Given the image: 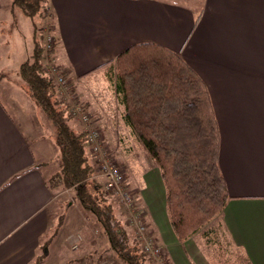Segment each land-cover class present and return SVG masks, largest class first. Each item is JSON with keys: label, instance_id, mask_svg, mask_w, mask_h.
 <instances>
[{"label": "crops", "instance_id": "crops-1", "mask_svg": "<svg viewBox=\"0 0 264 264\" xmlns=\"http://www.w3.org/2000/svg\"><path fill=\"white\" fill-rule=\"evenodd\" d=\"M5 2L0 0V77L12 75L0 78V264H40L50 255L43 246L49 241L45 236L56 190L49 178L59 169V150L54 142L45 146L43 132L34 140L27 135L44 123L19 72L33 52L37 31L32 27L26 39H14L20 30L13 22L27 19L16 14L12 0L9 7ZM48 6L55 63L69 67L77 89L100 87L99 98H86L91 102L86 109L106 135H119L120 145L121 134H129L124 107L108 66L102 65L131 45L155 42L182 55L205 80L221 131L220 166L230 194L219 217L252 263L264 264V0H49ZM97 70L103 71L98 80L92 78ZM141 179L142 203L170 262L211 264L196 239L199 232L184 244L177 239L155 163ZM64 261L81 264L76 257Z\"/></svg>", "mask_w": 264, "mask_h": 264}, {"label": "trees", "instance_id": "trees-1", "mask_svg": "<svg viewBox=\"0 0 264 264\" xmlns=\"http://www.w3.org/2000/svg\"><path fill=\"white\" fill-rule=\"evenodd\" d=\"M48 2L12 0V7H20L31 17L48 18L45 28L52 33L54 22ZM45 36L43 33L44 43L36 39L19 72L55 128L60 166L49 184L74 188L82 207L102 226L109 250L122 264H156L144 250V240L134 238L117 213L110 198L113 191L95 178L98 160L90 150L87 132L71 123L74 117L66 101L69 93L61 92L51 73L54 47L47 48ZM105 65L124 107L128 137L141 143L160 169L167 212L177 238L184 242L203 230L213 247L211 264H253L219 217L230 194L220 166L221 131L205 80L182 55L155 42L131 45ZM59 69L70 77L69 67ZM126 214L123 208L121 215Z\"/></svg>", "mask_w": 264, "mask_h": 264}, {"label": "rangeland", "instance_id": "rangeland-1", "mask_svg": "<svg viewBox=\"0 0 264 264\" xmlns=\"http://www.w3.org/2000/svg\"><path fill=\"white\" fill-rule=\"evenodd\" d=\"M5 4L9 7L10 0H5ZM172 1H179V0H172ZM182 2V1H181ZM180 3V2H179ZM16 10L17 15H23L25 17L23 20L17 17V22L14 21L13 25L14 28L17 26L19 27L20 32L16 33L14 32V39L16 37H22V39H26L28 30L35 28V24L37 25V39L41 41V43H44V39L42 37V34L44 33L45 40L47 39V35L50 32L49 28H45L48 18L41 17L40 15H35L34 17H31L27 14H25L20 7H14ZM28 17V18H27ZM0 29V36L4 35V33H1ZM12 36V35H11ZM1 52V48H0ZM106 56H111L107 54ZM109 59V58H108ZM3 60L2 56L0 55V66L1 61ZM103 71H96L95 74H93L92 78L94 79H101ZM9 75H12L8 72ZM9 75H5L0 78H4L6 81L9 79ZM1 76V74H0ZM3 79V80H4ZM68 80V88H66V91L69 94H66V101L70 104V107H76V103H78V106L82 108V111H79L80 113H72L71 108L70 112L73 115V119L71 120V123L76 128H83L87 132V138H88V126H90V130L94 131H100V137H102L103 145L106 149L107 158L109 161H116V163L121 167L124 173L126 185L132 192V194L135 196V199L138 203L139 209L142 210L144 213L143 219L144 222L147 224V234L150 236H153L154 241L163 246L157 237V232L153 228L152 224L148 220V215L145 206L142 203L139 188L141 189L142 184V174L144 173L145 169H150L151 165L155 163L153 158L150 156L146 148L139 142H137L133 137H128V134H121L123 144L120 145L118 134H112L109 135L105 134V131L103 128H101L97 124L96 116L94 113L88 108L86 109V105L91 103L89 100H86L87 97L92 96V100H94L95 97L99 98L98 95H100V92L98 91V88L100 87H94V90L92 88H87L86 86H79L77 89L70 77L67 78ZM111 91V89L109 88ZM83 94H82V93ZM109 92V91H108ZM111 93V92H110ZM95 95V96H94ZM97 95V96H96ZM110 95V94H109ZM110 104V102H109ZM115 109V107H114ZM41 113L44 115V120H40L42 123L41 127L39 128V132L35 131V129H29L32 131L31 133H27L29 137L34 140V138L38 137L40 132H43L45 135L44 144L45 146H48L50 144H53L54 138H55V128L52 124V122L47 118L44 110L40 107ZM85 116H87V119H85ZM42 118V117H41ZM26 130V129H25ZM28 130V129H27ZM89 130V131H90ZM29 131V132H30ZM39 133V134H38ZM112 139V142L108 139V137ZM126 140V141H125ZM37 144H35L36 146ZM91 152L95 155V157L98 160V166H97V173L95 174V178L99 181H102L105 183V177L102 174V171L99 166V157L100 154H97L95 151L92 150L90 146ZM110 198L113 200L115 204V208L117 209V213L121 217V219L125 220V223H127V226L131 232V235L134 238L141 239L139 237V232L137 228L130 223V213L128 209L126 208V205L122 202V199L120 195L113 192V195L110 196ZM127 211L126 216L121 215V210L123 208ZM51 223L48 233L46 234V239L48 241V245L43 246L48 247V252L50 251V255L44 256L42 258V261L39 260L38 263L40 264H64V260L75 258L81 264H122V262L118 259L114 252L109 250V244L106 239V236L103 233L102 226L96 221V217L91 214L90 212L86 211L80 201L75 196V190L74 188H63V187H57L55 190V199L53 201V204L51 205ZM159 215L161 213L159 212ZM158 215V216H159ZM161 218L163 219L162 215ZM169 218V216H168ZM169 223L171 225L170 219ZM215 223V222H214ZM218 222L215 224L217 225ZM210 226V225H209ZM164 233H167V229L165 226V222L163 219L162 224ZM172 227V225H171ZM208 227V226H207ZM221 230V236H223V227H220ZM146 234V235H147ZM176 235V234H175ZM178 239V238H177ZM197 241L200 242L203 250L210 256L213 253V247L207 242V239L203 236V230L199 231V233L196 236ZM46 240V241H47ZM179 240V239H178ZM179 242L183 243L179 240ZM53 243V244H52ZM164 248V246H163ZM44 250H41V254L43 255ZM163 257L162 261H158V259L154 258L156 261V264H169L171 263L168 254L165 251H163Z\"/></svg>", "mask_w": 264, "mask_h": 264}, {"label": "built area", "instance_id": "built-area-1", "mask_svg": "<svg viewBox=\"0 0 264 264\" xmlns=\"http://www.w3.org/2000/svg\"><path fill=\"white\" fill-rule=\"evenodd\" d=\"M47 14L49 13L47 12ZM46 38L47 48H53L55 44L54 35L49 33ZM59 67L60 66L54 61L51 73L56 82L59 84L61 92L66 94V88L69 87L68 80L67 77L60 71ZM79 111H82V108H80L78 103H76V107H72L71 112L77 114L80 113ZM85 119H87V116H85ZM90 129V126H88L89 134L87 140L92 150L97 154H100L99 166L103 176L105 177V188L120 195L122 202L126 205V208L130 213V223L137 228L140 234L139 237L144 240V250L151 254L154 258L158 259L159 262L162 261L164 248L154 241L153 236L147 234V224L143 219L144 213L139 209L135 196L126 185L123 170L116 163V161L108 160L106 154L107 152L102 142V137H100V131L98 132Z\"/></svg>", "mask_w": 264, "mask_h": 264}]
</instances>
